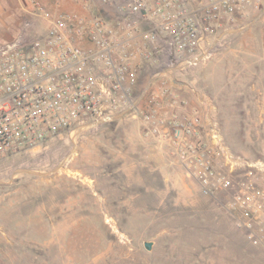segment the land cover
Here are the masks:
<instances>
[{"label": "rangeland", "instance_id": "rangeland-1", "mask_svg": "<svg viewBox=\"0 0 264 264\" xmlns=\"http://www.w3.org/2000/svg\"><path fill=\"white\" fill-rule=\"evenodd\" d=\"M215 42L208 60L167 85L185 109H209L232 154L264 164V7ZM159 69L146 66L142 82ZM225 202L204 196L166 148L122 117L0 160V262L264 264V245L244 238Z\"/></svg>", "mask_w": 264, "mask_h": 264}, {"label": "built area", "instance_id": "built-area-1", "mask_svg": "<svg viewBox=\"0 0 264 264\" xmlns=\"http://www.w3.org/2000/svg\"><path fill=\"white\" fill-rule=\"evenodd\" d=\"M73 1H97L103 11L29 0L32 21L0 42V160L130 116L204 196L223 194L237 229L263 246L264 164L232 154L207 101L206 111L187 110L167 82L208 60L216 34L260 12L264 0ZM38 21L41 32L29 35ZM160 63L142 82L146 66Z\"/></svg>", "mask_w": 264, "mask_h": 264}, {"label": "crops", "instance_id": "crops-1", "mask_svg": "<svg viewBox=\"0 0 264 264\" xmlns=\"http://www.w3.org/2000/svg\"><path fill=\"white\" fill-rule=\"evenodd\" d=\"M42 3L50 0H40ZM61 8L72 12L90 14L94 11H103L100 4L94 1L87 7H83L80 2L73 0H58ZM33 10L29 0H0V42L11 40L18 32L24 28V24L32 21L28 12ZM43 23L41 21L34 22L28 33L31 36L41 32ZM0 239V244H2ZM3 259V251L0 247V261ZM1 264V262H0Z\"/></svg>", "mask_w": 264, "mask_h": 264}, {"label": "water", "instance_id": "water-1", "mask_svg": "<svg viewBox=\"0 0 264 264\" xmlns=\"http://www.w3.org/2000/svg\"><path fill=\"white\" fill-rule=\"evenodd\" d=\"M144 248H145L146 250H150V249H151V244H150L149 242H145V243H144Z\"/></svg>", "mask_w": 264, "mask_h": 264}]
</instances>
